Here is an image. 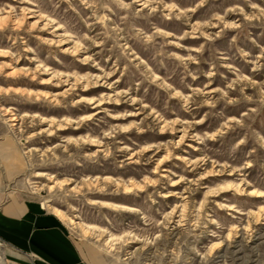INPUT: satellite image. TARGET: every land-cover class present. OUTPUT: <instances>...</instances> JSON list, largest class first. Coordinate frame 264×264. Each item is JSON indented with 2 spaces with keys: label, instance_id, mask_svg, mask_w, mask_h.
<instances>
[{
  "label": "rangeland",
  "instance_id": "obj_1",
  "mask_svg": "<svg viewBox=\"0 0 264 264\" xmlns=\"http://www.w3.org/2000/svg\"><path fill=\"white\" fill-rule=\"evenodd\" d=\"M15 197L106 264H264V0H0Z\"/></svg>",
  "mask_w": 264,
  "mask_h": 264
},
{
  "label": "crops",
  "instance_id": "obj_2",
  "mask_svg": "<svg viewBox=\"0 0 264 264\" xmlns=\"http://www.w3.org/2000/svg\"><path fill=\"white\" fill-rule=\"evenodd\" d=\"M0 242L13 264H106L95 254L84 253L64 223L29 198L0 204Z\"/></svg>",
  "mask_w": 264,
  "mask_h": 264
},
{
  "label": "bare ground",
  "instance_id": "obj_3",
  "mask_svg": "<svg viewBox=\"0 0 264 264\" xmlns=\"http://www.w3.org/2000/svg\"><path fill=\"white\" fill-rule=\"evenodd\" d=\"M249 194H251V192H249ZM57 214H59V215H61V212L59 211V210H57V209H55L54 210ZM64 216V215H63ZM69 222H70V219H69ZM72 222V221H71ZM88 227V226H87ZM87 227H81V229L82 230H85V229H91V228H87ZM3 254L2 253H0V261L1 262H4L5 264H7V262H5V260H4V257L2 256ZM1 262H0V264H1Z\"/></svg>",
  "mask_w": 264,
  "mask_h": 264
},
{
  "label": "built area",
  "instance_id": "obj_4",
  "mask_svg": "<svg viewBox=\"0 0 264 264\" xmlns=\"http://www.w3.org/2000/svg\"><path fill=\"white\" fill-rule=\"evenodd\" d=\"M0 247L2 248V243L0 242Z\"/></svg>",
  "mask_w": 264,
  "mask_h": 264
}]
</instances>
